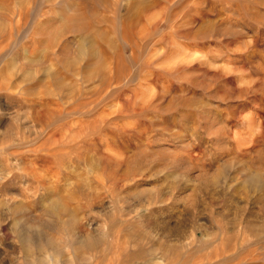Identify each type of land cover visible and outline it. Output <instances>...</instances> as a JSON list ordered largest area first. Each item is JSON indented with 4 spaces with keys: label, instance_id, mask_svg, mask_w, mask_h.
<instances>
[{
    "label": "rangeland",
    "instance_id": "374dc122",
    "mask_svg": "<svg viewBox=\"0 0 264 264\" xmlns=\"http://www.w3.org/2000/svg\"><path fill=\"white\" fill-rule=\"evenodd\" d=\"M0 264H264V0H0Z\"/></svg>",
    "mask_w": 264,
    "mask_h": 264
},
{
    "label": "bare ground",
    "instance_id": "6f19581e",
    "mask_svg": "<svg viewBox=\"0 0 264 264\" xmlns=\"http://www.w3.org/2000/svg\"><path fill=\"white\" fill-rule=\"evenodd\" d=\"M18 19V18H17ZM23 168V167H22ZM25 169H26V166H25ZM23 170H24V168H23Z\"/></svg>",
    "mask_w": 264,
    "mask_h": 264
}]
</instances>
